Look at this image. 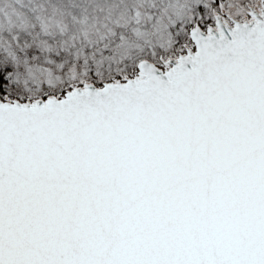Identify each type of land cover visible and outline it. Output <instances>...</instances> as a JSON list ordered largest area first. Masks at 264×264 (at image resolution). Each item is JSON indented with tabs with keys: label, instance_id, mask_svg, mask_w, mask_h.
I'll list each match as a JSON object with an SVG mask.
<instances>
[{
	"label": "snow or ice",
	"instance_id": "snow-or-ice-1",
	"mask_svg": "<svg viewBox=\"0 0 264 264\" xmlns=\"http://www.w3.org/2000/svg\"><path fill=\"white\" fill-rule=\"evenodd\" d=\"M0 264H264V0H0Z\"/></svg>",
	"mask_w": 264,
	"mask_h": 264
}]
</instances>
